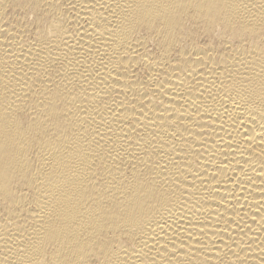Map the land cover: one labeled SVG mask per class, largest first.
Returning <instances> with one entry per match:
<instances>
[{"label":"bare ground","instance_id":"1","mask_svg":"<svg viewBox=\"0 0 264 264\" xmlns=\"http://www.w3.org/2000/svg\"><path fill=\"white\" fill-rule=\"evenodd\" d=\"M0 264H264V0H0Z\"/></svg>","mask_w":264,"mask_h":264}]
</instances>
